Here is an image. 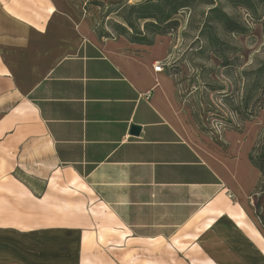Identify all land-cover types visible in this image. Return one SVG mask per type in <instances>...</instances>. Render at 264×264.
Instances as JSON below:
<instances>
[{
  "label": "crops",
  "instance_id": "obj_1",
  "mask_svg": "<svg viewBox=\"0 0 264 264\" xmlns=\"http://www.w3.org/2000/svg\"><path fill=\"white\" fill-rule=\"evenodd\" d=\"M123 2L0 0V264H264L253 146L199 141L181 39L117 34Z\"/></svg>",
  "mask_w": 264,
  "mask_h": 264
},
{
  "label": "rangeland",
  "instance_id": "obj_2",
  "mask_svg": "<svg viewBox=\"0 0 264 264\" xmlns=\"http://www.w3.org/2000/svg\"><path fill=\"white\" fill-rule=\"evenodd\" d=\"M138 1L131 0L133 3ZM99 8L100 22L96 27L101 28L105 12L104 6ZM255 9L257 18H253L243 7L225 8L249 28V33L245 35H227L217 28V34L226 45L240 49L235 55L227 53L229 59L238 57L227 66H221V60L214 53L207 49L200 50V43L195 42L203 21L202 7L179 11L174 17L179 21V26L169 33L172 41L177 43L178 38L181 39L177 55L168 65L170 71L182 72L187 96L184 99L187 102V123L198 132L201 143L223 153L232 154L230 148L256 147L264 135V93L261 94L264 79L257 93L258 101L254 105L250 103L247 110L241 106L245 88L253 79V70L264 58V9ZM230 107H238V110L233 111ZM179 258L182 264L188 263L184 253Z\"/></svg>",
  "mask_w": 264,
  "mask_h": 264
},
{
  "label": "trees",
  "instance_id": "obj_3",
  "mask_svg": "<svg viewBox=\"0 0 264 264\" xmlns=\"http://www.w3.org/2000/svg\"><path fill=\"white\" fill-rule=\"evenodd\" d=\"M195 6H200L204 10L203 21L198 28L195 42L200 43V50L207 49L214 53L221 60V66H227L238 58L234 56L229 59L227 53L235 55L240 49L226 45L225 41L217 34V28L224 31L227 35H245L249 33V28L239 17L228 13L225 8L243 7L253 15V18H257L254 13L255 8L264 9V0H140L135 3L123 2L120 5L108 8L106 16L114 13L124 20L126 26H122L113 20H108L105 24L117 34L125 36L130 42L151 45L155 35H167L178 28L179 21L174 17L179 11ZM140 21L143 22L142 26L139 24ZM102 34L110 37L108 32L103 31ZM244 74L247 75V72H244ZM263 79L264 58L253 70V79L245 88V95L241 102L244 110L248 109L250 103L254 105L258 101L259 95L257 96V93L262 88ZM262 93H264V89L261 90ZM230 108L233 111L238 110V107ZM249 160L264 178V135L258 146L252 147L249 153ZM256 214L264 226V220L259 215L258 209Z\"/></svg>",
  "mask_w": 264,
  "mask_h": 264
},
{
  "label": "built area",
  "instance_id": "obj_4",
  "mask_svg": "<svg viewBox=\"0 0 264 264\" xmlns=\"http://www.w3.org/2000/svg\"><path fill=\"white\" fill-rule=\"evenodd\" d=\"M154 71L159 72L163 70V65L162 63L156 62L154 67H153ZM150 95L149 94H145V97L148 98ZM229 198H232V194L228 193Z\"/></svg>",
  "mask_w": 264,
  "mask_h": 264
},
{
  "label": "water",
  "instance_id": "obj_5",
  "mask_svg": "<svg viewBox=\"0 0 264 264\" xmlns=\"http://www.w3.org/2000/svg\"><path fill=\"white\" fill-rule=\"evenodd\" d=\"M139 131H140V127L136 125H131L130 127L131 134L138 135Z\"/></svg>",
  "mask_w": 264,
  "mask_h": 264
}]
</instances>
